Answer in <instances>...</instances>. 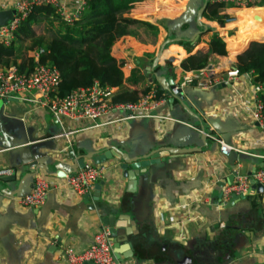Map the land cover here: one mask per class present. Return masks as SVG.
Wrapping results in <instances>:
<instances>
[{
	"label": "crops",
	"instance_id": "0c3cea01",
	"mask_svg": "<svg viewBox=\"0 0 264 264\" xmlns=\"http://www.w3.org/2000/svg\"><path fill=\"white\" fill-rule=\"evenodd\" d=\"M12 2L0 0V10ZM190 3V10L197 9L199 14L203 0ZM192 15L189 11L180 26L177 24V31L172 30L168 16L149 19L161 31L157 44L130 37L119 51L128 70L141 63L144 73L150 67L182 89L185 100L170 101L161 85L166 94L159 97L162 102L152 116L122 119L126 115L122 112L95 121L59 119L40 102V92L0 98V169H16L17 175L10 183L12 192L0 179V264H68L63 256L66 246L84 249L102 226L112 224L118 227L119 239L126 230L130 233L128 241L117 248L124 264H264V193L253 189L228 208L220 204L221 182H233L234 171L251 175L263 164V132L242 102L253 104L251 77L242 74L221 87L203 89L196 82L182 83L186 73L182 69L177 82V64L175 71L168 63L160 64V59L178 61L180 55L190 53L184 46L173 45L180 40L162 45L168 38L191 39L203 29L197 23L198 15L194 26L183 29ZM162 21L171 26L168 30L173 37H166ZM202 21L208 26L203 15ZM194 47L198 51V44ZM214 56L223 67L235 61ZM148 82L149 77L137 87ZM63 133L69 134L58 136ZM215 135L236 149L221 154ZM25 139L42 144L25 156V161L35 160L42 166L36 174H31L21 155L12 152L18 151L16 145ZM164 146L201 150L172 152L158 164L142 165L137 178L132 163L127 171L123 157L106 156L114 149L143 161L151 151ZM101 157L106 159L99 162ZM81 159L106 165L97 182L104 183L100 197L97 183L83 195L65 183ZM36 175L45 176L51 188L43 204L24 206L19 197L34 187Z\"/></svg>",
	"mask_w": 264,
	"mask_h": 264
},
{
	"label": "trees",
	"instance_id": "16d2710c",
	"mask_svg": "<svg viewBox=\"0 0 264 264\" xmlns=\"http://www.w3.org/2000/svg\"><path fill=\"white\" fill-rule=\"evenodd\" d=\"M150 2L151 0H88L81 18L73 24L64 21L51 5L36 6L21 24L14 43L10 46L0 43V67L16 65L20 72H29L33 62L27 55L28 50L44 48L42 59L49 60L61 71L62 80L56 93L59 97L68 96L76 88L92 86L96 81L103 85L120 86L113 96L117 103L137 102L150 93V83L157 85V96L162 97L166 90L155 76L149 78L147 86L138 88L137 84L148 77L143 66L139 63L128 70L125 59L119 55L122 45L130 37L144 44H157L161 31L150 20H156L159 16L177 18L186 11L185 4L180 0ZM232 7L234 5L230 3L207 0L203 20L209 22L208 30L200 34L194 44L186 38L173 45L184 46L191 52L194 45L202 40L198 49L208 47L214 54L234 60L239 53L235 66L242 74L253 71V82L264 85V0L250 3L245 8ZM230 10L234 11V18L239 20L238 26L233 30L227 28L226 17L221 16ZM47 19L59 21L60 26L51 39H46L35 29V25L42 24ZM159 23L167 30L166 37H173L164 21ZM187 24L183 29L188 28ZM179 57L178 61L160 59V64L162 66L168 63L171 69L177 64L184 72L199 71L207 66L205 59L198 54L186 52ZM153 61L152 59L150 62ZM259 96L264 103V90Z\"/></svg>",
	"mask_w": 264,
	"mask_h": 264
},
{
	"label": "built area",
	"instance_id": "2783aa9c",
	"mask_svg": "<svg viewBox=\"0 0 264 264\" xmlns=\"http://www.w3.org/2000/svg\"><path fill=\"white\" fill-rule=\"evenodd\" d=\"M217 1L236 4L233 7L235 8L248 6L250 3L259 0ZM43 4L53 6L63 20L68 24H73L81 18L88 4V0H13L4 9H15L16 13L5 25L0 26V43L6 46L12 45L17 38V32L21 24L32 12L33 8ZM44 53V48L31 51L29 56L32 58L33 66L29 72H20L16 65L0 67V98H12L18 97L19 95H31L34 92H40L42 95L40 102L47 106L50 112L59 119L86 118L93 121L107 115H115L116 113L122 112L126 114L121 116L122 119L149 117L152 116L154 108L162 102V98L160 99L157 96V89L151 83L150 93L140 98L137 102H115L113 96L117 87L103 85L99 81H96L89 87L76 88L66 97H59L56 93L62 80L61 71L49 60L44 61L42 59ZM213 72L207 71L195 77H187L183 83L196 82L200 88L208 89L221 83L226 84L242 76V73L235 65L228 67L226 75L223 77H218L215 74L209 75ZM243 74L249 75L251 77L250 80L253 82V71ZM263 90L264 85L262 83L253 82V104L248 106L244 101L242 102L249 109L252 121L258 124L264 135V103L259 96ZM68 134L63 133L58 136ZM213 138L219 144L221 154L225 156L236 149L221 136L215 135ZM261 144L264 147V137L261 140ZM261 158L263 159L262 166L251 175L237 173L233 182L223 186L222 192L224 200L230 199L233 193L252 194L251 179H255L264 185V154ZM105 170L106 165L103 163L95 164L93 162H85L82 167L65 177V183L78 194L83 195L95 187L98 180L105 173ZM13 172L14 169L11 168L0 169V175H10ZM50 188L51 183L45 176L36 175L34 187L29 192L21 195L19 202L24 206H40L44 203ZM110 234V227L102 226L95 233L92 243L86 248L79 250L71 245L66 246L63 250L65 260L68 264H84L86 261H93L94 264H124L113 250Z\"/></svg>",
	"mask_w": 264,
	"mask_h": 264
},
{
	"label": "water",
	"instance_id": "95a60500",
	"mask_svg": "<svg viewBox=\"0 0 264 264\" xmlns=\"http://www.w3.org/2000/svg\"><path fill=\"white\" fill-rule=\"evenodd\" d=\"M207 6V0H205V3L202 5L201 9H200V13H199V17H201L205 11V8ZM16 13L15 9H2L0 10V26L1 25H5L9 20H11L14 16V14ZM200 26L205 27V29L207 28V26L203 23V22H199ZM203 29H200L190 40L195 42L198 40L200 34L204 31H202ZM176 40H181L179 38H168L166 40V42L162 45L163 47H165L166 44L171 43L173 41ZM162 52V51H161ZM160 54V53H159ZM158 61V58H156L155 62ZM145 74L149 77L152 78L153 76H155L156 80L168 91L169 95L171 96L170 101H174L175 98H181L182 100H185V96L183 95L182 89L181 88H176V84L174 82L173 79H169L167 81V78L164 75H157L156 73H153L151 71L150 67H147V70L145 71ZM223 83L218 84L216 87H221ZM188 109V106H185ZM42 144L40 141H31L29 139H25L23 141H21L19 144H17V150L18 151H14V149H12L13 153H18L19 155L22 156L23 159V163L24 164H28V166H30V172L31 174H36L39 171V167H42L39 163H36L35 160H30V161H25V156H27L28 154H30L31 150L34 148H38L40 147ZM18 146H28V147H18ZM22 148V149H21ZM29 148V149H28ZM199 151L201 150L200 147H192V148H173V147H159L157 149H154L153 152L151 151V153H149L148 155H146L144 158L146 160L141 161L140 157H130L126 154H123L117 150L112 149L111 153H107L106 156H120L123 157L126 161V163H124L123 167L125 169L128 170V166L129 164L132 163L133 166V174L135 175L134 178H137L139 176V168L143 165L146 167L152 166L153 164H158L161 162V157H166L168 155H170L172 152L173 153H179V154H183V153H191L194 151ZM72 154L74 155V151L71 150ZM106 157H101V159L99 160V162L105 160ZM34 162V163H33ZM85 164V160L81 159L78 162V165L75 167V171L78 169V167H82ZM33 168V169H31ZM14 173L10 174V175H0V179L4 182H6V184L8 185V192H12V189L10 188V183L14 182L17 180V175H16V169H14ZM74 171V172H75ZM131 174V173H129ZM237 175V171H234L233 174L231 175V179L232 181H234L233 179L235 178V176ZM251 186L253 189H257L259 193H264V185L259 183L258 181H256L255 179H251ZM103 181L100 183H97L96 188H97V192H98V196H101V189L103 186ZM220 185L223 187L225 186V182H221ZM248 195L245 194H237V193H233L230 197L229 200H222L223 199V192L220 195L221 198V202L220 204H222L224 207L228 208L231 205L234 204V201L237 199H245ZM97 197V199L99 198ZM104 222L107 224L106 219H104ZM111 230V240L114 241L115 245L113 247V250L116 254V256L120 259V255L119 252L117 250V248H120L121 246V242L122 241H128V235L130 233L127 232V230L125 231V234L122 236L121 239H119V235H118V227H115L114 224L111 225L110 227ZM131 244V242H130ZM190 260L191 258L188 257ZM84 264H94L93 261H86Z\"/></svg>",
	"mask_w": 264,
	"mask_h": 264
},
{
	"label": "rangeland",
	"instance_id": "374dc122",
	"mask_svg": "<svg viewBox=\"0 0 264 264\" xmlns=\"http://www.w3.org/2000/svg\"><path fill=\"white\" fill-rule=\"evenodd\" d=\"M180 1L183 4L186 5L187 10L182 15H180L177 18H168L169 19V22L174 26V28L172 29L173 31L179 30V28L177 27V24L179 25L180 23H182V20L184 19V17L187 16V14L189 13V11H191L193 13V15H192V18L186 22V23H188L187 24L188 26H190V24H192L194 26L195 20H196L195 18L198 15L197 14L198 13L197 9L190 10V5H191L190 2H191V0H180ZM150 3H153V0H151ZM204 3H205V0H203V4ZM230 5H234L235 6L236 4L230 3ZM263 12H264V9H263ZM221 16L226 17V20L229 19V21H230V20H232L235 17V14H234V11H231L230 10V11H228L226 13H222ZM164 23L171 30V26H169L166 22H164ZM59 27H60L59 26V21H52L50 19L44 20L42 24L35 25L36 32L38 34H40V35H44L46 37V39H51L54 35H56L57 31L59 30ZM61 29L64 30V28H62V27H61ZM202 31H204V32L207 31V28L205 29V27H203V30ZM27 43H29L28 42V39H27ZM202 43H203V41L201 40V42L198 44V46H200ZM194 48L192 49V51L190 53L193 52V54H198L200 57H203V59H205V61H206V64L208 66H210L208 68L211 69L212 66L218 65L216 71H214L212 74L210 73L209 75L215 74L218 77H223L224 75H226V71H227L228 67L231 66V64H229L228 67H223V66L219 65V61L220 60H218L217 57L214 56V52L210 48H208V47H201L199 49H197V47H196V49L198 51H195ZM165 49L166 48H164V51H165ZM29 54H31V51L28 50L27 55L29 56ZM238 55H239V53L236 55V59H235V61L233 62L232 65H236L238 63ZM225 66H227V65L225 64ZM176 67L179 69V73L176 72L178 70H176V71L174 69L173 70L175 71L174 73H177L178 74V75H176V81L179 82L180 81V78H181L182 70H181L180 66L177 65Z\"/></svg>",
	"mask_w": 264,
	"mask_h": 264
},
{
	"label": "bare ground",
	"instance_id": "6f19581e",
	"mask_svg": "<svg viewBox=\"0 0 264 264\" xmlns=\"http://www.w3.org/2000/svg\"><path fill=\"white\" fill-rule=\"evenodd\" d=\"M245 7H248V6H244V8ZM199 13H200V11H199ZM203 22L202 21V16L201 17H199V14H198V19H197V23H198V25H199V22ZM226 21V26H227V28L229 29V30H233V29H236V27L238 26V24H239V20L237 19V18H233L232 20H230L229 21V19L228 20H225ZM205 25L207 26V24L205 23ZM200 26V25H199ZM207 30H208V26H207ZM199 31V30H198ZM197 31V32H198ZM196 32V33H197ZM203 33V32H202ZM201 33V34H202ZM175 38V37H174ZM179 38V37H178ZM179 39H182V38H179ZM193 43V42H192ZM220 65V64H219ZM218 66V65H217ZM222 66V65H221ZM208 67H210V66H206L205 68H203L202 70H199V71H194V72H186L184 75H183V77H182V79L181 80H184L185 78H187V77H195V76H198V75H200V74H202V73H205V72H207V71H216V69H217V67H215V66H212V68L210 69V68H208Z\"/></svg>",
	"mask_w": 264,
	"mask_h": 264
}]
</instances>
